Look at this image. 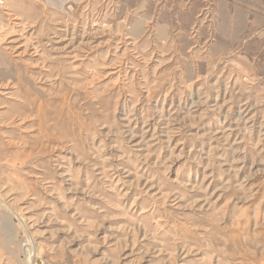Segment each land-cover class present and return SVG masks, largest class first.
I'll return each mask as SVG.
<instances>
[{
  "label": "rangeland",
  "instance_id": "rangeland-1",
  "mask_svg": "<svg viewBox=\"0 0 264 264\" xmlns=\"http://www.w3.org/2000/svg\"><path fill=\"white\" fill-rule=\"evenodd\" d=\"M0 264H264V0H0Z\"/></svg>",
  "mask_w": 264,
  "mask_h": 264
},
{
  "label": "bare ground",
  "instance_id": "bare-ground-1",
  "mask_svg": "<svg viewBox=\"0 0 264 264\" xmlns=\"http://www.w3.org/2000/svg\"><path fill=\"white\" fill-rule=\"evenodd\" d=\"M249 111V110H248ZM240 121V120H239ZM228 131V130H227ZM234 131V130H233ZM217 134V133H216ZM225 134V133H224Z\"/></svg>",
  "mask_w": 264,
  "mask_h": 264
}]
</instances>
